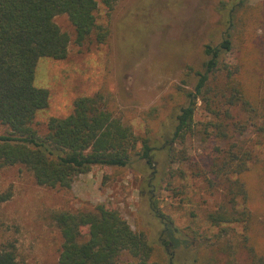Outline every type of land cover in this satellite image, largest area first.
Masks as SVG:
<instances>
[{
	"label": "rangeland",
	"instance_id": "374dc122",
	"mask_svg": "<svg viewBox=\"0 0 264 264\" xmlns=\"http://www.w3.org/2000/svg\"><path fill=\"white\" fill-rule=\"evenodd\" d=\"M247 4L253 9L248 34L235 41L233 53L242 66L239 78L247 97L256 102L264 96V0ZM217 5L218 0H116L109 5L97 0L96 23L108 37L97 43L93 35L80 46L74 43L67 17H55V24L70 38L68 53L64 60L38 61L34 86L46 89L49 100L32 127L44 135L50 118L68 116L77 99L98 96L136 137L151 138L160 147L170 140L164 136L174 129L176 115L187 104L181 90H193L194 80L186 85L181 79L188 68H201L207 58L205 46L222 39ZM248 119L237 107L229 117L217 120L197 102L195 134L183 145L173 144L178 155L172 164L166 165L165 154H159L161 168L156 161L147 166L135 159L126 168L96 166L79 176L70 191L37 186L22 166L0 168V248L14 244L22 264H56L61 237L51 214L85 212L105 204L118 211L133 231L145 233L153 248L152 260L248 264L244 224L215 226L208 220L220 207H229L228 183L212 171L237 143L252 155L242 175L252 215L245 225L247 236L264 255V140L253 127L238 135L232 126ZM209 123L226 125L229 138L216 137L218 131ZM5 133L0 126V135ZM152 200L167 219L164 225L150 213Z\"/></svg>",
	"mask_w": 264,
	"mask_h": 264
},
{
	"label": "trees",
	"instance_id": "16d2710c",
	"mask_svg": "<svg viewBox=\"0 0 264 264\" xmlns=\"http://www.w3.org/2000/svg\"><path fill=\"white\" fill-rule=\"evenodd\" d=\"M102 1L109 5L116 0ZM96 10L97 0H0V126L6 130L0 135V168L22 166L37 186L63 191H70L79 176L89 174L96 166L126 168L135 159L147 166L156 161L161 168L159 154H165L166 165L172 164L178 155L173 144L183 145L195 134L197 102L217 120L223 115L229 117L230 110L238 107L249 119L232 124L237 134L243 135L253 127L264 140V96L256 102L247 97L239 78L242 66L233 53L235 41L237 44L241 36L248 34L253 9L247 0H218L222 39L215 46H205L207 58L201 68H188L181 79L186 85L194 80L193 90H181L187 104L176 115L174 129L164 136L170 140L160 147L151 138L136 137L130 127L102 105L98 96L77 99L68 116L50 118L46 133L39 135L32 124L36 114L47 108L49 93L34 86L38 61L64 60L70 43L54 18L67 17L74 28L76 45L93 35L97 43H104L108 31L97 25ZM209 125L218 131L216 137L229 138L226 125ZM251 160L250 152L236 143L228 148L221 164H214L212 173L228 183L229 207H220L208 220L215 226L244 224L242 242L248 264H264V255L251 245L245 227L252 215L242 175ZM149 202L151 215L164 225L167 219L157 203ZM51 218L61 237L56 264H168L152 260L153 248L145 233L133 231L118 211L105 204H96L85 212L55 211ZM0 264H22L14 244L6 243L0 248Z\"/></svg>",
	"mask_w": 264,
	"mask_h": 264
}]
</instances>
